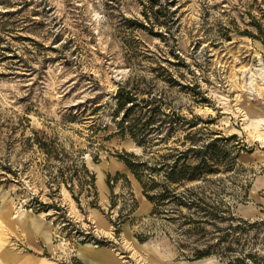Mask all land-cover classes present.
I'll return each instance as SVG.
<instances>
[{"label":"rangeland","instance_id":"rangeland-1","mask_svg":"<svg viewBox=\"0 0 264 264\" xmlns=\"http://www.w3.org/2000/svg\"><path fill=\"white\" fill-rule=\"evenodd\" d=\"M254 20L264 26V0H0V203L13 204V220L38 217L51 238L0 221L14 252L28 264H85L77 250L91 244L123 264H226L195 260L200 244L179 249L176 224L152 215L120 159L154 166L193 147L212 173L188 186L257 222L243 239L264 255V41L244 34H257ZM120 87L138 98L129 113L116 112ZM151 98L161 115L139 146L118 123L140 128ZM173 113L180 125L167 137ZM83 166L95 191L81 188Z\"/></svg>","mask_w":264,"mask_h":264},{"label":"trees","instance_id":"trees-1","mask_svg":"<svg viewBox=\"0 0 264 264\" xmlns=\"http://www.w3.org/2000/svg\"><path fill=\"white\" fill-rule=\"evenodd\" d=\"M257 31L253 34L246 30L245 35L259 38L264 41V26L261 22L254 20L251 23ZM228 38V36H226ZM138 98L135 97L126 87H120L116 94L117 109H126L131 112L137 105ZM129 106V104H131ZM145 107L152 106L151 115L146 123L124 127L123 122L118 123L120 134L129 133L139 146L146 143V131L154 129L149 125L157 122L160 114V99H142ZM169 118L167 137H170L178 129L180 118L173 113ZM152 129V130H151ZM194 136L188 134L186 139L193 141ZM199 152L196 148L189 147L185 150L174 149L171 153L165 154L161 159L150 166L148 162L138 160L133 154H126L120 159L127 168L142 184L146 198L154 204L153 216H161L170 224H176L175 232L183 237L177 240L179 249L188 247L189 244H200L202 248L195 246V260L211 255L219 256L226 264H264V255L254 248L248 247L250 242L243 239V235L259 227L257 222L250 223L243 219L234 218L223 204L208 202L211 195L207 194L202 187L188 186L193 182L208 180L212 168L207 166L208 161L202 159L195 164ZM147 171H150L149 173ZM151 172L160 177L159 180L151 176ZM64 172L60 171L62 175ZM79 172H75L77 176ZM71 182L72 179L70 178ZM81 188L87 186L89 191H95V177L91 175L85 166L82 167V179H79ZM184 188L178 191L179 188ZM236 222V223H235ZM189 243V244H188Z\"/></svg>","mask_w":264,"mask_h":264},{"label":"bare ground","instance_id":"bare-ground-1","mask_svg":"<svg viewBox=\"0 0 264 264\" xmlns=\"http://www.w3.org/2000/svg\"><path fill=\"white\" fill-rule=\"evenodd\" d=\"M252 113L257 111L256 108H249ZM97 185L102 189L104 187L103 174L98 172ZM1 204V203H0ZM15 207L13 204L4 199L3 204L0 205V221L4 228L8 230H16L17 226L21 228L22 233H29L31 236H39L47 244H51V238L48 230L43 228L39 218L32 213L17 212L18 215L14 217ZM157 248L164 250L159 245ZM14 248L10 245L9 240L0 236V264H28L23 256L14 252ZM165 254V252H164ZM77 257L85 264H123L119 261L117 254L105 248H98L91 244L80 245L77 250ZM191 264H213L208 259L198 261Z\"/></svg>","mask_w":264,"mask_h":264},{"label":"water","instance_id":"water-1","mask_svg":"<svg viewBox=\"0 0 264 264\" xmlns=\"http://www.w3.org/2000/svg\"><path fill=\"white\" fill-rule=\"evenodd\" d=\"M164 249V248H163Z\"/></svg>","mask_w":264,"mask_h":264}]
</instances>
